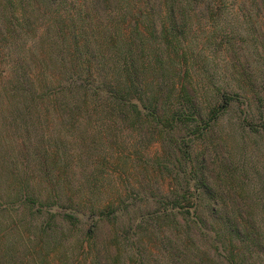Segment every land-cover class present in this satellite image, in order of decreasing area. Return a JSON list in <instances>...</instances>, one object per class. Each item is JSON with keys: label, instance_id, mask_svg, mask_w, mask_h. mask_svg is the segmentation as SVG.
I'll use <instances>...</instances> for the list:
<instances>
[{"label": "rangeland", "instance_id": "rangeland-1", "mask_svg": "<svg viewBox=\"0 0 264 264\" xmlns=\"http://www.w3.org/2000/svg\"><path fill=\"white\" fill-rule=\"evenodd\" d=\"M232 2L233 6L217 11V18L207 10L202 14V8L194 14L200 19L190 13L192 21L184 25L179 45L188 60L166 68L163 101H156L157 119H136L131 109L119 114L117 108L94 107L90 100L86 105L78 99L71 105L78 108L77 115L44 99L32 104L31 110L16 104L21 112H28L18 120L12 119L11 108L5 117L0 116V173L8 168L20 178L27 176V188L37 201L29 209L17 201L8 205L3 189L12 183L13 175L7 172L0 177L4 179L0 264H194L201 251L208 258V263L201 264H264V16L258 19L251 6ZM24 8L15 10L21 24L31 14L30 8ZM169 23L168 12L162 10L156 29ZM225 24L237 31L234 44L214 49L203 29L213 34ZM34 26L35 36L18 29L20 38L12 52L22 56L23 71L30 76L45 73L54 91L69 83L59 81L63 76L58 73L72 74L76 68L65 62L66 40L60 32L40 21ZM166 49L172 50L169 45ZM111 52L99 53L98 59L105 64L99 73L98 66L87 72L85 62L77 63L83 69L81 77H95L91 80L96 84L98 78L121 80L123 58L119 61ZM11 55L2 62L6 72L16 66ZM142 56L147 61L140 87L149 91L161 80L157 74L152 76L156 66L152 50ZM241 66L254 79L252 89L238 84ZM185 70L183 86L191 95L195 119L187 114L192 109L172 116L174 103L178 106L173 88L180 86ZM230 88L238 97L213 118L209 110L219 104L215 94ZM1 108L6 110L7 105ZM232 169L237 177L233 187L225 176ZM201 180L203 186L198 184ZM175 201L184 208H172ZM74 208L81 211L78 219L68 216ZM216 216L239 222L240 237L232 238L238 248L237 261H228V253L220 247L224 237ZM244 219L252 220L251 225ZM252 230L257 232L258 246ZM246 235L249 239L243 240Z\"/></svg>", "mask_w": 264, "mask_h": 264}, {"label": "trees", "instance_id": "trees-1", "mask_svg": "<svg viewBox=\"0 0 264 264\" xmlns=\"http://www.w3.org/2000/svg\"><path fill=\"white\" fill-rule=\"evenodd\" d=\"M232 1L238 2L240 6H251L254 9L255 16L258 19L261 17L263 19L264 0H0V106L3 104L7 105L6 110L0 109V116L5 117L11 108L9 113L14 116L12 119L18 120L16 119L17 117L23 118L28 112H21L20 106L16 104L27 105L29 108L32 104L44 102V99H48L49 102H53L54 104L63 105L68 114L77 115L80 114L78 108L74 110V107L71 105L74 103L73 101L78 99L82 100V104H86L90 100L94 104V107H99L98 104H106V106H111L113 109L117 108L118 112H121L119 114L131 109L136 119L147 116H151L153 120L157 119V109L159 107L156 101H163L162 92L166 87V76H168L166 75V72H168L166 68L169 66L174 68V65H182L188 60L186 53L179 46L180 39H183V35H185V33L183 34L184 25L192 21L191 16L197 10H200V8L203 10L202 14L207 10L213 14V18H217V11L225 6H233ZM23 7L31 9V14L23 20L26 22L25 24L18 23L17 15H15V10ZM35 10L38 13L36 16H33ZM162 10L168 12L170 23L168 25L163 24L162 28L158 31L155 26H157V21ZM190 13H193V15ZM194 16L196 19L201 18L198 17V14ZM2 19H4L3 22ZM37 21H40V24L47 23V29L52 27L60 32L59 34L61 35L59 36L66 40L64 59L67 60L65 62L71 67L75 65L73 68H76L75 73L72 74L58 73V75L60 74L59 76H63V78H59V81L63 79L64 82L69 81V83L54 91L50 89L48 85L49 78L45 73H42V76L38 73H33L30 76L26 71H23L24 59L22 56H14L15 53L12 52L13 44L20 38L18 29L23 31V33L35 36L34 34L38 32V29L35 26L33 28L32 25L36 24ZM231 27L230 24L227 26L225 24L223 27H220L221 30L213 34H209L207 28L203 29V32L206 37L213 40L214 49L221 50L222 47L225 48L227 46L232 48L231 46L234 44V40L236 39L234 34H237V31H233ZM146 40H152V42H147ZM153 43H163L165 47L151 45ZM25 45L26 42L23 41L21 46L25 48ZM168 45L172 49L173 55L170 49H166ZM110 49L112 50V57L120 58L119 61L123 58L122 68L119 71L121 80H118V82H107L105 79L96 77L99 82L96 84V80H91L95 77L86 78L84 76L82 78L79 71H83V69L76 67L77 63L85 62L86 64L84 65L87 72H90L88 70L93 66L101 68L100 66H104L105 64L103 65L102 58L98 59V55L105 50L110 52ZM151 50L152 58L156 61L152 76L155 77L157 74L156 78L160 77L161 82H158V86L151 87L149 91H146V87H140L142 71L146 69L144 64L147 61L142 55L147 56ZM10 52L12 54L10 59L14 60L16 66L11 72H6L2 66V62L3 60L5 62V55L10 54ZM91 59L96 64H94V61L92 63ZM101 70L102 68L98 70V73ZM98 73H96V76ZM186 74L187 70L180 76V79H182L180 86L175 89L173 88V90H176L178 106L175 108L174 103L172 116L176 118L179 112L183 114L187 109H192L187 114H190L191 118L195 119L193 116L196 115V112H194L193 105L190 103L191 95L186 93L183 86V79ZM238 76L240 87L248 85V88H251L252 84L250 82L254 79L246 71L245 66H241ZM102 77L104 76L102 75ZM146 84L148 83L146 82ZM218 91L219 89H216V92ZM76 94L77 96H75ZM102 94H106L105 99H101ZM215 96L219 104L209 110L213 118H216L234 97H238L237 92H233V88L217 95L215 94ZM167 106L170 108V105ZM29 109L31 110V108ZM174 109L177 112H174ZM191 118L188 120H191ZM209 119L211 118L209 117ZM247 125L249 129H257L251 124ZM206 126L207 124H205ZM25 131L29 132L30 130L26 127ZM201 165L203 164L201 163ZM221 166L223 168L229 167L226 164ZM191 171L192 176L196 177V170L193 169ZM220 171H217L216 174ZM7 172L13 175V181L11 184L4 186L7 187L3 189L7 192L6 198L3 196L1 189V198L8 200V205H12V203L17 201L24 208H32L37 201L34 195L30 194L32 192L27 188V176L24 175L23 178H20L19 173L15 169L2 168L0 177L4 176ZM225 176L233 187L234 184L232 182L236 181L237 178L233 169L232 171L228 170ZM0 180L2 188V180L4 179L0 178ZM204 180H206V177H204ZM194 184L195 186L197 185V183ZM198 184L203 186L202 180ZM205 186L208 187L206 184ZM11 196H17L18 198L13 199ZM214 201L213 207L214 210H217L216 206L218 203L216 200ZM171 205L172 208H184L179 201H175ZM165 210L164 208L163 211ZM77 214H81V211L74 208L73 212L68 214V216L69 218L78 219ZM215 221L220 225L219 230L222 231V238L224 237V242L220 244V247L224 248L225 252L228 253L227 260H230V262L233 260L237 261L238 248L232 242V238H236L235 236L240 237L236 228V223L239 222L235 218L227 216H216ZM244 221L249 226L251 225L252 220L244 219ZM226 227H228V234L225 232ZM252 232V239L256 242V246H258L257 232L253 230ZM247 239H249L248 235L243 238V240ZM225 241H227V244H225ZM257 249L258 251L262 250V246ZM199 255L193 258L192 262L194 264L208 263V258L204 252L201 251ZM212 260V258H209L210 262ZM240 263L242 262L238 261V264Z\"/></svg>", "mask_w": 264, "mask_h": 264}]
</instances>
